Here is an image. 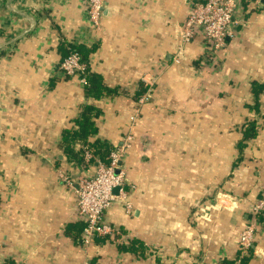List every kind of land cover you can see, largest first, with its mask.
Returning <instances> with one entry per match:
<instances>
[{"label":"crops","instance_id":"obj_1","mask_svg":"<svg viewBox=\"0 0 264 264\" xmlns=\"http://www.w3.org/2000/svg\"><path fill=\"white\" fill-rule=\"evenodd\" d=\"M199 1L103 0L96 28L89 0H0V264H235L248 254L239 234L264 184V88L254 91L264 84V0H242L210 65L200 37L178 53ZM68 44L95 47L89 67L111 92L86 96L78 76L58 70ZM85 104L100 110L98 131L70 155L62 136ZM251 123L257 134L245 138ZM127 135L126 199L103 215L121 234L85 247L61 174H94ZM220 193L226 207L199 223V203ZM133 242L139 251L122 249ZM251 247L247 264H264V216Z\"/></svg>","mask_w":264,"mask_h":264},{"label":"built area","instance_id":"obj_2","mask_svg":"<svg viewBox=\"0 0 264 264\" xmlns=\"http://www.w3.org/2000/svg\"><path fill=\"white\" fill-rule=\"evenodd\" d=\"M102 1L89 0L87 3L89 16L96 28H99ZM241 3L242 0H203L195 2L189 10L188 18L181 33V44L178 47V53L194 37H200L206 50L202 55L203 65L216 62L226 46L227 38L233 33L234 25L240 21L238 14ZM176 61H179L178 56ZM88 68L89 64L82 59L78 52H70L61 59L58 65L60 72L68 76H78L84 85L87 83L86 71ZM147 98V96L141 98L140 103L146 101ZM138 109H135V113L131 116L132 121L137 118ZM131 138V135H127L121 145L113 147L107 162L98 160L94 174L89 176L80 175L76 180L65 173L61 174L64 183L73 189L77 196L76 214L85 225L82 232V241L85 247L90 246L96 237L116 239L121 234L115 226L104 222L103 215L116 201L126 199L125 186L127 178L126 172L122 168V162L130 147ZM83 149L84 163L87 164L94 155L89 145L85 144ZM115 189L117 190L115 191ZM228 196L227 193H220L214 199H206L199 203L197 211H195V219L199 223L211 221L217 211L226 207L225 201ZM263 211L264 184L261 197L253 206V217L239 234L238 242L243 254L247 253L253 245L260 214ZM125 241L121 240V242ZM241 258H238L235 264H242Z\"/></svg>","mask_w":264,"mask_h":264},{"label":"trees","instance_id":"obj_3","mask_svg":"<svg viewBox=\"0 0 264 264\" xmlns=\"http://www.w3.org/2000/svg\"><path fill=\"white\" fill-rule=\"evenodd\" d=\"M60 49H62L64 54H66L65 56H67L70 52H78L84 61H86L87 63H90L89 57H90L91 52L95 50V47H87L83 44H80V45L68 44L66 46L61 45ZM86 78H87V83L84 85L86 96H92L97 99L103 94H107L108 92L112 91V89L106 86V84L104 83L102 79V76L98 73L91 71L90 67L86 71ZM257 87L259 88V90L263 89L264 84L258 85L255 83L254 91L256 92H257ZM99 113H100L99 108L94 104H85L82 107L80 116L75 121L77 124V129H68V130H65V132L63 133L62 146L64 147L66 153H69L70 155H74L72 152L71 144L76 141H83L84 143L91 145L89 138L91 135H94L98 131L97 126H96V118L99 116ZM252 123H251V127L248 128V130L244 132L245 138H251L257 134V129ZM101 146L103 147V150L106 152L110 148V146L106 142L101 143ZM263 216H264V213L260 214L261 219L263 218ZM134 243L135 242H133L130 247H126V248L122 247V249L124 248V249H129L132 251H139L137 248L142 246V243H140L139 241H136V245H138V247L134 246ZM252 251H253V248L250 247L248 250V254L244 255L241 258L242 263L244 264L248 263L251 257ZM159 264H162V263H159ZM224 264H233V261L226 260Z\"/></svg>","mask_w":264,"mask_h":264},{"label":"water","instance_id":"obj_4","mask_svg":"<svg viewBox=\"0 0 264 264\" xmlns=\"http://www.w3.org/2000/svg\"><path fill=\"white\" fill-rule=\"evenodd\" d=\"M117 189H115V191H116Z\"/></svg>","mask_w":264,"mask_h":264}]
</instances>
